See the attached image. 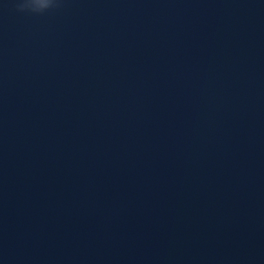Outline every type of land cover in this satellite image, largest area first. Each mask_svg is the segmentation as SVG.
Instances as JSON below:
<instances>
[{"label": "water", "instance_id": "water-1", "mask_svg": "<svg viewBox=\"0 0 264 264\" xmlns=\"http://www.w3.org/2000/svg\"><path fill=\"white\" fill-rule=\"evenodd\" d=\"M24 2L0 0V264H264V0Z\"/></svg>", "mask_w": 264, "mask_h": 264}, {"label": "clouds", "instance_id": "clouds-1", "mask_svg": "<svg viewBox=\"0 0 264 264\" xmlns=\"http://www.w3.org/2000/svg\"><path fill=\"white\" fill-rule=\"evenodd\" d=\"M55 4L56 0H40L39 5L36 3V0H25L19 7L21 10L29 9L30 11L39 13L54 7Z\"/></svg>", "mask_w": 264, "mask_h": 264}]
</instances>
